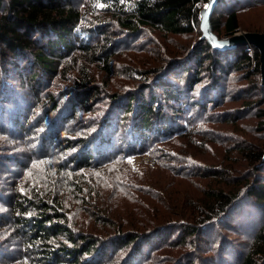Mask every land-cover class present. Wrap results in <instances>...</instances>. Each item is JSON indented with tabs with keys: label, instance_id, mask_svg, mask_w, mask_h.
<instances>
[{
	"label": "rangeland",
	"instance_id": "obj_1",
	"mask_svg": "<svg viewBox=\"0 0 264 264\" xmlns=\"http://www.w3.org/2000/svg\"><path fill=\"white\" fill-rule=\"evenodd\" d=\"M82 1L85 0L77 2L82 13L92 21L105 20L111 26L109 22L115 19L110 14L91 12L88 6L81 5ZM237 8L240 29L236 35L247 33L245 27L251 24L264 27V0ZM115 22L113 31L125 39L124 44L116 51L111 75L94 65L90 67L91 75L106 88L105 98L91 107L77 104L74 114L63 117L48 106L54 97L59 107L69 108L65 103L71 102L64 91L73 86L79 72L59 70L74 66L76 52L61 60L59 70L41 86L39 101L33 88L39 86L36 80L15 76L11 84L16 89L10 98L9 90L0 89V264H13L23 249L21 240L11 235L9 222L17 198L26 203L25 199L42 197L59 199L76 228L103 238L118 232L126 236L129 232L147 234L143 241L130 245L126 239L105 264H128L137 249V257H143L131 264H236L231 261L232 252H242L252 241L250 225L240 227L246 217L232 215L208 234L201 232L187 240L185 232L193 224V210L201 201L217 191L234 193L244 182L255 183L264 177L263 171L256 170L242 153L264 151V90L252 86L260 84V76L249 72L247 65L234 68L240 60L234 63L230 56L234 64L221 80L223 92L218 100L214 98L213 104L199 111V105L193 107L198 112L191 116L184 136L180 132L179 136L174 134L148 145L149 163L143 157L130 161L127 153L116 152L104 164L91 162L89 168L79 169L72 158L76 149L70 140L80 135L81 127L86 123L92 132L100 130L101 123L114 113L112 94L122 96V100L131 90L135 94L142 92L146 87L141 85L147 82L144 79L150 84L158 75H165L173 58L189 55L200 37L199 30L173 34L152 27L127 35L122 33V24ZM219 34L225 36L223 30ZM100 37L101 33L95 35L92 48L100 43ZM78 55V63L87 65L89 56ZM126 67H138L140 74ZM158 68L161 71L154 73ZM203 73L210 75L207 70ZM1 84L7 87L5 82ZM126 109L124 106L118 112ZM61 119L62 125L58 124ZM53 123L60 126L52 130ZM190 129L193 135L185 137ZM251 223L252 220L248 222ZM224 250L227 254H223Z\"/></svg>",
	"mask_w": 264,
	"mask_h": 264
},
{
	"label": "trees",
	"instance_id": "obj_2",
	"mask_svg": "<svg viewBox=\"0 0 264 264\" xmlns=\"http://www.w3.org/2000/svg\"><path fill=\"white\" fill-rule=\"evenodd\" d=\"M78 1L0 0V89L5 92L9 90V98L16 89L12 87V79L20 76L38 81L39 86L33 88L38 92L36 99L39 101L43 92L41 86L52 79L53 73L59 70L61 60L72 52L86 54L90 60L86 62L87 65L80 64L77 54L73 67H61L59 70L66 73L77 69L79 72L73 86L66 87L64 91L71 102L65 103L70 110L67 106L59 107L58 99L54 97L48 101L49 108L58 112L57 115L62 113L63 117H69V114H74L72 112L77 104L89 108L93 102L105 98L106 88L91 75L90 67L94 65L111 75L116 51L125 40L113 31L115 20L122 24V33L127 35H136L143 27L173 34L200 32L195 49L187 56L173 58L165 68L166 74L158 75L155 82L148 84V80L144 79L147 82L141 85L142 88L146 87L142 92L135 94L136 91L131 90L122 100V96L112 94L110 105H115L114 113L101 123L100 130L96 128L92 132L86 123L81 127L80 135L70 140L76 149L72 158L79 169L89 168L91 162L104 164L116 152L127 153V160L139 161L143 157L142 160L149 163L146 147L174 134L179 136L180 132H184L181 136L187 134L191 116L213 104L214 98L218 100L223 92L221 80L228 74L231 64L238 60L234 68L247 65L249 72L260 76V84L252 85L254 89L264 90L260 52L256 47L241 46L221 51L215 49L207 39L201 40V22L210 0L82 1L81 5L88 6L91 12L98 11L101 16L110 14L115 19L109 22L110 27L105 20L89 19L77 5ZM260 1L219 0L209 21L212 31L219 39L231 38L240 29L237 7L243 4L252 6ZM245 29L247 33H264L262 24H251ZM222 30L225 36L219 34ZM97 33H101V41L92 48ZM230 56L234 58V63L230 61ZM126 68L139 74L141 71L138 67ZM205 70L210 75L203 73ZM160 71L158 68L153 72L157 74ZM205 74H208L207 77ZM2 81L7 87L1 84ZM197 105L199 109L194 111L193 107ZM124 106L126 111L118 112ZM168 107L170 113L167 114ZM262 111L264 116V109ZM63 121L61 119L58 124L62 125ZM58 126L51 124L52 130ZM19 130L22 131L20 123ZM188 131L185 137L194 133V130ZM242 153L249 163L257 167L256 170L264 173V151L245 150ZM242 185L234 193L217 191L209 199L201 201V205L193 210L195 217L193 224L186 227L185 239L201 235V232L207 233L232 215L244 216L246 218L240 227L250 225L252 241L242 252H232L231 261L236 264H264V177L255 183L247 181ZM17 196L18 193H15L14 197ZM24 202L17 198L9 216L13 230L11 235L19 238L23 245L19 259L16 258L13 264H105L126 239L130 245L143 241L147 236L139 232H129L126 236L118 232L103 238L76 228L57 198L25 199ZM250 220L252 223L248 224ZM166 227L170 228L168 225ZM227 244L230 246L229 242ZM139 254L140 250L137 249L128 264L140 260L143 254L138 258ZM223 254H227L226 250Z\"/></svg>",
	"mask_w": 264,
	"mask_h": 264
},
{
	"label": "water",
	"instance_id": "obj_3",
	"mask_svg": "<svg viewBox=\"0 0 264 264\" xmlns=\"http://www.w3.org/2000/svg\"><path fill=\"white\" fill-rule=\"evenodd\" d=\"M219 0H210L201 22L203 35L201 40L207 39L215 49L226 51L241 46H255L260 52L262 84L264 86V33H245L242 36L234 35L229 39H219L212 31L209 21Z\"/></svg>",
	"mask_w": 264,
	"mask_h": 264
},
{
	"label": "built area",
	"instance_id": "obj_4",
	"mask_svg": "<svg viewBox=\"0 0 264 264\" xmlns=\"http://www.w3.org/2000/svg\"><path fill=\"white\" fill-rule=\"evenodd\" d=\"M251 47V46H250ZM250 50H251V53H253L254 51L250 48Z\"/></svg>",
	"mask_w": 264,
	"mask_h": 264
}]
</instances>
